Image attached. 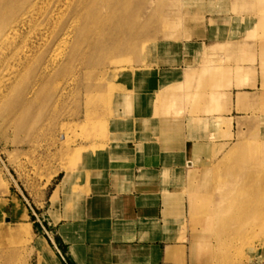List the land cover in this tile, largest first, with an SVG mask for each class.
Masks as SVG:
<instances>
[{
    "label": "rangeland",
    "instance_id": "obj_1",
    "mask_svg": "<svg viewBox=\"0 0 264 264\" xmlns=\"http://www.w3.org/2000/svg\"><path fill=\"white\" fill-rule=\"evenodd\" d=\"M142 1L130 37L80 38L74 51L55 39L48 47L62 51L59 67L66 72L55 77L56 68L42 79L37 62L65 0H37L27 16H21L27 1L0 3V45L6 44L0 51V264H39L42 255L32 247L41 235L36 219L50 193L57 197L61 176L62 185L77 186L119 169L123 156L102 152L122 147L129 136L159 147H196L194 154L160 156L163 165L175 159L180 165L177 264H200L204 239L238 257L235 264H264L257 215L217 244L193 224L190 207L193 198L199 209L217 199L233 179L235 160L247 159L250 147L264 148V0ZM240 91L253 92L255 102L234 107L235 96L246 99ZM19 93L42 95L20 105ZM259 153L263 168L264 149ZM11 196L19 204V215L11 205L15 218ZM16 218L32 227L29 234L13 233ZM42 235L56 253L53 235Z\"/></svg>",
    "mask_w": 264,
    "mask_h": 264
},
{
    "label": "crops",
    "instance_id": "obj_2",
    "mask_svg": "<svg viewBox=\"0 0 264 264\" xmlns=\"http://www.w3.org/2000/svg\"><path fill=\"white\" fill-rule=\"evenodd\" d=\"M239 94L246 99L235 96L234 107L237 102H255L253 92ZM124 141L122 147L102 152L122 155L119 169L97 172L77 186L62 185L63 174L57 197L52 200L54 190L45 201L36 230L41 233L38 239L42 237L54 254L42 234L53 235L58 264H177L180 203L184 201L178 196L180 165L178 159L163 165L160 156L194 154L196 148L159 147L131 136ZM8 200L11 208L12 196ZM11 212L15 218L12 208ZM42 261L41 256L39 264Z\"/></svg>",
    "mask_w": 264,
    "mask_h": 264
},
{
    "label": "bare ground",
    "instance_id": "obj_3",
    "mask_svg": "<svg viewBox=\"0 0 264 264\" xmlns=\"http://www.w3.org/2000/svg\"><path fill=\"white\" fill-rule=\"evenodd\" d=\"M5 1L7 0H0V3ZM26 1L28 9L25 7L26 14L23 13L21 16H27V14L37 6V0H24V2ZM142 3V0H65L64 9L59 11V17L57 16L56 20L53 22L51 40L40 52L39 62H37L39 66L41 65L38 78L42 79L44 76L51 77V72L56 68L57 70L53 73L55 77L62 76L66 72V66L59 67L63 60L62 51L57 48L48 47L55 39L59 41V45H67L70 51H74L76 50L75 42L80 38L88 40L97 38L98 41H103L108 38L110 34L112 35L113 32L118 36L122 35V37L125 35L124 38L130 37V33L133 32V27L138 26L141 22ZM141 32L142 30H138L137 35H140ZM7 38L8 36L5 39ZM117 39H119V37H117ZM120 39L122 40V38ZM128 41H130V39ZM134 41L136 42V40ZM126 45L127 47L129 46L128 44ZM4 47H6V44L4 46L1 44L0 51ZM105 53H103V55ZM40 62L42 63L40 64ZM22 64L23 62L20 61L18 65L22 66ZM41 95L42 94L37 93V96L31 98L19 93L16 102H21L20 105L22 102L30 105L32 102H36ZM240 146L243 145L240 143ZM261 148L263 151V147L256 146V148H248L247 153L249 156L247 159H243L239 155L240 157L235 160L234 169L230 171V175L233 179L227 184L228 186L217 199L210 198L205 201L202 209L200 208L201 210L195 206L197 198L191 199L190 207L193 224L200 223L203 225L207 233L215 238L217 244L225 243L224 236L231 233V228L237 227V225L239 226L242 222L245 223L246 220L251 219L254 214L257 215V218H259L264 226V167H260L261 160L258 158V153ZM187 162L190 163V161ZM169 203L171 204V202ZM12 205L15 214L19 215L18 202L14 201ZM23 216L25 217V214ZM30 230L31 226L29 224L27 225V223L21 222L13 229V233L17 236H21L24 233L29 234ZM196 233L202 244L200 231H196ZM204 241L206 247L204 248L203 246V248L206 251L204 258L202 252L200 264H209V260L213 258L220 261L221 264H235L240 261L238 257L233 259L229 258V251L225 248L214 247L212 243L210 244L208 239H204ZM260 243L264 245V238L260 240ZM32 247L42 255V264H58L56 257L44 239L41 238L37 242H33ZM171 252L169 251V253Z\"/></svg>",
    "mask_w": 264,
    "mask_h": 264
},
{
    "label": "trees",
    "instance_id": "obj_4",
    "mask_svg": "<svg viewBox=\"0 0 264 264\" xmlns=\"http://www.w3.org/2000/svg\"><path fill=\"white\" fill-rule=\"evenodd\" d=\"M57 241H58V239H57ZM71 263V262H70ZM72 264V263H71Z\"/></svg>",
    "mask_w": 264,
    "mask_h": 264
}]
</instances>
